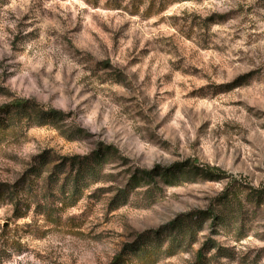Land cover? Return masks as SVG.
Instances as JSON below:
<instances>
[{"label":"rangeland","instance_id":"rangeland-1","mask_svg":"<svg viewBox=\"0 0 264 264\" xmlns=\"http://www.w3.org/2000/svg\"><path fill=\"white\" fill-rule=\"evenodd\" d=\"M19 100L0 264H111L140 236L125 264H264V0H0ZM96 152L76 184L66 161Z\"/></svg>","mask_w":264,"mask_h":264},{"label":"trees","instance_id":"trees-1","mask_svg":"<svg viewBox=\"0 0 264 264\" xmlns=\"http://www.w3.org/2000/svg\"><path fill=\"white\" fill-rule=\"evenodd\" d=\"M27 105H28L27 101H20V100L15 101L6 106L0 107V113L1 111L3 112L5 110L4 108L7 107L24 110L26 109ZM60 115L61 114L59 112L52 110L45 113H40L38 117H36L38 119L36 121L38 125H42L43 121L44 123L47 121L48 123L52 124V122L55 121L57 117H60ZM106 155L107 154L103 152H96V153H92L88 157H82V158L74 157L67 160L66 163H69L72 169L73 168L76 169V175L74 178L75 183L77 184V182H79L78 180L82 178V175L84 173L86 172L93 173L96 171V169L101 168L103 158ZM145 241L146 239L144 238V236H140L139 240H137L134 244L128 247L129 249L128 252H124L123 254H119L118 256H116L111 264H125V262L128 261L133 256L136 258L144 257L145 260L147 261V259H149V257L151 256V251L148 249V247L146 248ZM143 264H145V261Z\"/></svg>","mask_w":264,"mask_h":264}]
</instances>
